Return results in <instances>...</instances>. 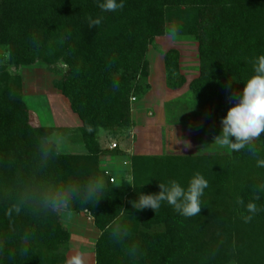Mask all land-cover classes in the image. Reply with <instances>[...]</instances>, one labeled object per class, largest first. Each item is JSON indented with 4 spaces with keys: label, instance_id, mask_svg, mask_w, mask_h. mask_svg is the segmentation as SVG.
I'll list each match as a JSON object with an SVG mask.
<instances>
[{
    "label": "trees",
    "instance_id": "16d2710c",
    "mask_svg": "<svg viewBox=\"0 0 264 264\" xmlns=\"http://www.w3.org/2000/svg\"><path fill=\"white\" fill-rule=\"evenodd\" d=\"M101 2L0 0V264H68L61 207L93 220L95 264H264V167L257 166L264 132L251 146L257 156L246 147L133 157L131 181L114 183L100 169L97 143L101 130L131 127V100L149 88L148 49L174 25L177 37L198 43L199 75L189 88L202 120L222 130L264 55V0H122L115 12ZM89 18L102 19L89 28ZM3 52L12 68L64 70L54 87L82 124L77 140L86 154H61L49 141L69 129L30 124L22 79L5 71ZM164 63L168 84L184 85L179 52L168 51ZM197 172L208 181L199 215L184 217L167 202L156 212L132 207L159 184L175 180L186 189Z\"/></svg>",
    "mask_w": 264,
    "mask_h": 264
},
{
    "label": "rangeland",
    "instance_id": "374dc122",
    "mask_svg": "<svg viewBox=\"0 0 264 264\" xmlns=\"http://www.w3.org/2000/svg\"><path fill=\"white\" fill-rule=\"evenodd\" d=\"M173 49L180 54L181 74L185 79L180 87L168 84L165 71L164 56ZM3 54L5 71L11 77L20 76L22 79V100L29 111L30 124L35 128L69 129L66 135L56 133L49 141L61 154H86V146L77 140L82 124L72 112L68 100L54 87L64 70H50L41 63L12 68L8 64V54ZM147 60L149 88L143 96L131 100V127L115 132L101 130L97 134L100 169L115 182L131 181L133 157L197 156L231 151L215 142V137L222 130L215 123L202 120L189 88L199 75L198 43L185 37L175 40L169 35L158 37L148 49ZM114 143L118 145L116 150L112 149ZM115 151L121 154L115 155ZM59 211L60 222L71 236L64 250L67 263L80 254L83 264H95V244L100 232L90 222V215L86 212L71 213L64 207Z\"/></svg>",
    "mask_w": 264,
    "mask_h": 264
},
{
    "label": "clouds",
    "instance_id": "9594fccd",
    "mask_svg": "<svg viewBox=\"0 0 264 264\" xmlns=\"http://www.w3.org/2000/svg\"><path fill=\"white\" fill-rule=\"evenodd\" d=\"M98 7L105 12H115L122 9L124 5L122 0L120 3H117V0H103V2L98 3ZM101 19L89 18V28L97 27L101 23ZM178 32L179 28L174 25L168 34L175 40ZM253 69L255 74L244 84L242 95L235 97L237 103L222 118V131L220 135L215 137V142L237 152L248 147V151L253 156H257L255 148L251 146L264 132V55H260L255 59ZM231 137L235 138V142L230 139ZM257 166L264 167V159H257ZM207 187L208 181L202 174L197 172L190 179L186 189L177 181L171 180L168 185L159 184L161 190L158 193H142L139 195L138 200L131 203L132 207L137 210L151 208L156 212L161 207L162 202H167L180 215L190 218L200 214L202 210L200 198ZM254 199H259V196H255ZM237 203L243 205L244 201L238 197ZM246 209L251 214L258 211L257 205L253 202H249ZM251 219L252 215L244 217L245 222H249ZM68 264H83L80 254L73 256Z\"/></svg>",
    "mask_w": 264,
    "mask_h": 264
},
{
    "label": "built area",
    "instance_id": "2783aa9c",
    "mask_svg": "<svg viewBox=\"0 0 264 264\" xmlns=\"http://www.w3.org/2000/svg\"><path fill=\"white\" fill-rule=\"evenodd\" d=\"M117 146H118V145H117L116 143L112 144V149L117 148ZM110 182H111V183H114V182H115V179H114V178H111V179H110Z\"/></svg>",
    "mask_w": 264,
    "mask_h": 264
},
{
    "label": "crops",
    "instance_id": "0c3cea01",
    "mask_svg": "<svg viewBox=\"0 0 264 264\" xmlns=\"http://www.w3.org/2000/svg\"><path fill=\"white\" fill-rule=\"evenodd\" d=\"M90 222H93L92 220Z\"/></svg>",
    "mask_w": 264,
    "mask_h": 264
}]
</instances>
